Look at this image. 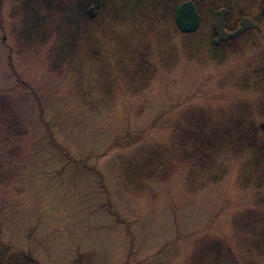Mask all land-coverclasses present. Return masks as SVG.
<instances>
[{
	"label": "rangeland",
	"instance_id": "obj_1",
	"mask_svg": "<svg viewBox=\"0 0 264 264\" xmlns=\"http://www.w3.org/2000/svg\"><path fill=\"white\" fill-rule=\"evenodd\" d=\"M83 1L0 0V164L10 177L0 185V264H193L209 247L230 256L221 264H264L249 246L264 242V188H242L240 161L219 159L221 177L189 191L179 155L185 131L264 121L258 94L238 86L262 79L264 88V17L210 48L216 13L204 8L198 32L182 42L198 53L186 57L174 18L157 22L154 2L136 10L146 15L136 23L108 15L126 0H95V22L111 25L112 41L92 31L64 62L51 58L65 35L29 44L46 30L38 15L67 27L75 19L65 24L59 7L75 12ZM153 30L176 47L169 68L158 65ZM141 43L158 66L132 93L118 62L129 64ZM79 94L96 105L82 106ZM165 168L162 181L155 175ZM151 171L158 181L144 178Z\"/></svg>",
	"mask_w": 264,
	"mask_h": 264
},
{
	"label": "trees",
	"instance_id": "obj_2",
	"mask_svg": "<svg viewBox=\"0 0 264 264\" xmlns=\"http://www.w3.org/2000/svg\"><path fill=\"white\" fill-rule=\"evenodd\" d=\"M182 1L184 0H126L124 5H121L122 7L119 6V9L113 8V11H109L108 15H110V13L112 12V18L116 19L117 17H119V12L122 11L121 16L123 19L124 17L126 19L129 18L131 21L137 23L138 21H135L137 15H139V20H141L146 15L144 16L143 11L137 13L136 10H138V8H141L144 3H148V5L145 6H149L150 10L152 6L150 4L154 2L155 8L153 9V11H157V15H155L154 19L158 20L157 22H164L169 18H174V11L177 5ZM192 1L195 4L200 16L201 11H203L204 8L207 9L212 15H214V13H216L219 8H225L227 10V14L225 16L224 23L225 27L228 28L227 30H233L236 27L237 20L240 18V16H250L253 17L255 21H257L259 18L264 17V14L260 13V8L264 0ZM85 6H94L95 12L92 18L87 15V9L85 8ZM145 6L144 8H146ZM99 9L100 6L96 4L95 0H84L82 2V5L75 12L70 9H65L64 6L63 9L59 7L58 11L60 10L61 14H63L66 20L65 24H68V21L71 17H74L75 19V21L73 20L72 22L70 20L69 22L71 24L67 27L61 26L60 28L57 26V24H55L53 28L50 27L49 22L50 24H54L55 22H53L52 20L56 21V19L51 17V14H49L48 11L45 12L43 16L38 15V19L41 20L42 26H44L46 30H43L42 37H40V35H36V37H34V42H32L30 38L28 39V42L29 44L35 43L39 44L40 46L42 43L47 41L50 36L54 35L55 39H61L62 37L66 36L65 40H62V42L59 44V48L56 50L55 55L51 58L52 60L54 59V62H56V57L57 61L64 62L66 61V58L72 59L73 57L77 56V54L82 49H86L80 46L81 42L79 40L83 38V40H85L84 43H86L90 37H93L92 31H98L99 35H101L103 39L107 38L112 41L111 37L114 38L115 36L112 33L108 32L111 31V25L105 24L101 19L99 20V22H95L99 17ZM64 10H67V12H70V14H65ZM126 11L129 12L127 13V15H125ZM47 18H49V20ZM46 20H48L47 26L44 23V21ZM88 22L92 23V26L87 25ZM77 25L80 26V29L74 30L73 26ZM174 26L175 32L177 31L182 37V39L180 40V46H182L184 55H186V57H189L193 53H198V50L182 43L188 37L195 35L198 32V29L192 33H180L176 28L175 23ZM147 33L148 31L146 32V34ZM154 33L155 32L153 30V34ZM62 34L65 36H62ZM134 34H137V30ZM155 35L157 39L155 46L158 50V52H156L159 63L158 65L161 67L163 66L165 68H169L170 64L168 63V61H173L174 64V61L177 58L176 47L173 45L168 47L166 45V38L163 34L157 32L155 33ZM210 36H214L212 28L210 30ZM116 37L121 42L125 41L123 36ZM233 39H230L226 42H220L218 46L227 43L231 44ZM62 46H64L63 50H61ZM139 46L140 50L133 51L134 56L130 58L131 62L129 64L123 65L119 64L118 62L119 71L122 72L125 76L127 75L128 77L129 86L128 88H126V90L129 89L132 93H137L139 91L141 92L143 88H146L148 86L149 81L155 77L157 71L156 66H158H155V63L152 62L153 59L151 57L152 55L150 53L151 50L149 48V45L147 43H141L139 44ZM209 47L215 48L217 46H214L210 43ZM165 48V52H161L162 49ZM230 49L232 52L235 51L232 45ZM93 52L94 51H92V53ZM210 57L212 58L214 57V55ZM54 62L52 61L51 64L54 65ZM257 80L263 81L262 79ZM258 81L255 80L248 86L246 84H238V86L239 88L242 87L244 89H250L254 93L258 94L260 104L258 115L264 120V88L261 85L257 86ZM103 99L104 98L102 97V101L100 100L101 102L99 103L103 104ZM81 105H86L90 110L91 107L96 104L91 103V101L82 96ZM242 125L243 123L240 119L236 123H233L231 125L232 127H227L221 132H211L206 134L202 132H195L192 130L185 131L183 137H181V139L183 140L181 143H179V155L181 156V164L188 165V167H186L184 181H186L187 189L189 191H197L207 184L215 183L216 180L221 177V175L225 172V169L222 167V163L219 162V159H221V161H240L237 176L238 182L241 184L242 188H264V132L260 129L259 126L254 125L253 122H250V125L247 126L246 129H244ZM1 167L2 166L0 164V185L6 186L7 182H10V177L7 173L3 172V169ZM166 169L167 168H165L164 172L158 173L155 176L164 181L165 178L161 175H163L164 173L166 176ZM169 171H171V169H169ZM152 173L153 171L147 173L144 178L154 179L155 181H158L154 178V175ZM260 201H263L264 203V199ZM249 219L251 221V217L248 218V220ZM235 226V234L237 236L240 233H243L245 229L243 224L235 223ZM251 226H254V224L252 223ZM262 243L264 242L254 241L251 242L249 246L256 251V254L264 255V249H260ZM208 255L214 257L216 262L207 260ZM228 257L230 258L229 255L222 254L220 249L209 247L193 254L192 260L193 264H221L220 261L222 259L227 260Z\"/></svg>",
	"mask_w": 264,
	"mask_h": 264
},
{
	"label": "water",
	"instance_id": "obj_3",
	"mask_svg": "<svg viewBox=\"0 0 264 264\" xmlns=\"http://www.w3.org/2000/svg\"><path fill=\"white\" fill-rule=\"evenodd\" d=\"M86 13L90 18H92L94 16V7L90 6ZM226 13L227 10L225 8H220L216 11L213 23L214 37L211 40L213 45L233 39L244 30L255 26V23L250 18L242 16L239 19L238 27L235 30L226 31L224 29V18ZM260 13L264 14V2L261 5ZM174 22L176 28L181 33H192L196 31L200 23V16L192 0H185L177 5L174 12ZM258 126L264 132V121L259 122Z\"/></svg>",
	"mask_w": 264,
	"mask_h": 264
},
{
	"label": "flooded vegetation",
	"instance_id": "obj_4",
	"mask_svg": "<svg viewBox=\"0 0 264 264\" xmlns=\"http://www.w3.org/2000/svg\"><path fill=\"white\" fill-rule=\"evenodd\" d=\"M242 16H240V18H241ZM246 17H248V18H250L254 23H255V26H256V21L254 20V18L253 17H250V16H246ZM239 18V19H240ZM239 19L237 20V24H236V27L233 29V30H235L237 27H238V21H239ZM255 26L253 27V28H255ZM224 29L226 30V31H232V30H227L228 28H226L225 27V23H224ZM252 29V28H251ZM251 29H246V30H244L242 33H240V34H244L245 32H247V31H249V30H251Z\"/></svg>",
	"mask_w": 264,
	"mask_h": 264
}]
</instances>
